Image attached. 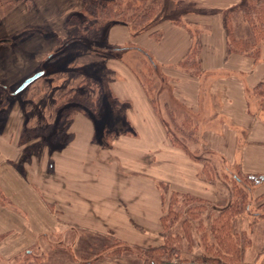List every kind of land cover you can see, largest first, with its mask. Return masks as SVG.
I'll return each mask as SVG.
<instances>
[{"label": "crops", "instance_id": "crops-1", "mask_svg": "<svg viewBox=\"0 0 264 264\" xmlns=\"http://www.w3.org/2000/svg\"><path fill=\"white\" fill-rule=\"evenodd\" d=\"M245 1L166 0L165 12L176 9L178 18L165 19L163 12L154 27L135 33L143 35L137 42L130 40L129 26L109 27L106 40L122 46L116 53L128 64L114 59L109 68L116 78L101 125L89 110L77 113L64 136L50 135L58 138L55 145L48 130L24 129V108L10 111L0 126L1 258L51 234L69 241L71 234L87 232L136 246L160 244L162 185L212 202L221 201L222 182L203 177L205 164L219 173L240 167L264 177L256 164L264 161L257 147L259 123L248 104L250 90L264 82V46L259 63L227 48V13ZM31 2L34 10L21 5L5 21L4 39L27 26L63 27L83 8L81 0ZM196 39L200 75L181 66ZM133 52L155 62L160 87L154 97L137 72L140 58L130 59ZM25 133L31 139H23Z\"/></svg>", "mask_w": 264, "mask_h": 264}, {"label": "rangeland", "instance_id": "rangeland-1", "mask_svg": "<svg viewBox=\"0 0 264 264\" xmlns=\"http://www.w3.org/2000/svg\"><path fill=\"white\" fill-rule=\"evenodd\" d=\"M13 1L0 0V126L8 121L10 111L19 106L24 108L29 116V118L27 117L29 124L24 129L27 131L28 129H46L49 133L47 139H53V143L57 145L59 143L57 137L64 136L74 115L77 113L85 114L83 111H86L87 108L93 112L99 125L103 124L102 115L105 112L103 111L105 109L103 102H105L106 97L110 96L108 87L116 78L115 74L110 71L112 69L109 68L114 59L122 61L121 55L116 53V50L122 49V46L116 47L117 45L106 40L108 28L112 25L115 26V24L102 27L97 33L92 32L91 35H82L78 33V26L67 25L71 16L63 27L27 26L4 39L2 37L5 33L4 23L19 6L28 4L30 10L35 9L30 8L31 6L26 0H17L16 4ZM176 12V9L167 10L163 18L177 19L178 13ZM156 23L157 20L151 27H154ZM239 23L238 21L237 25ZM159 24L160 22L157 26ZM127 29L131 41L137 42L136 39L143 36L135 35L130 27ZM238 32L240 36H245L248 34V29L241 25ZM142 39L139 40V44L147 45L146 41ZM128 47L126 46V48ZM131 57L130 59L137 61L140 58L134 52ZM122 62L128 64L127 61ZM150 64L156 70L155 62L148 63L140 58L137 72L142 73L143 77H141L148 87H151L154 97L156 96L155 89L160 87V82L154 81L156 73ZM37 73H43V75L25 90L17 93L23 83ZM158 76L160 79V74ZM74 91L81 93L79 98L82 101L80 105L78 104L81 109L72 110L69 106L63 107L60 104L62 98L68 97V94ZM252 115L256 116L259 123V140L258 146H256L261 158L264 159V111L261 109V104H255L253 100ZM56 131L60 133H57V137H52ZM25 134L23 139H31L29 133ZM193 155L197 156L195 153ZM259 161L256 164L264 169V161ZM246 171L252 170L246 169ZM246 171L240 167L227 168V166L220 170V173L213 170V173L216 172L221 178L220 188L223 192L220 195L221 201L209 202L194 196L181 195L169 186L162 185L163 218L169 215L171 206L176 210L178 216L168 230L164 229L162 223L160 244L136 246L120 241L113 236L106 239L99 234L96 236L87 232H79L80 234L75 235L76 237L71 234L69 241L63 236L59 238L51 234L50 238L44 239L43 243L33 244L25 250L22 249L16 252L12 258L3 259L0 256V264H160L154 255L161 251L158 249L166 250L167 244H172L173 247H169L175 248L177 251L176 254H171L173 262L189 263L208 259L210 257L207 253V245L218 247V243L214 239L219 236L218 233L213 234L210 227L213 225V221L220 216V212L228 208L233 202V186L248 187V184L244 182L238 185L234 179L237 175L250 174ZM203 174V177L206 178L204 170ZM213 176L210 174L211 181ZM258 176L260 175L258 174ZM249 192L250 195H248V202L243 209L244 211L239 216L229 220V227L234 240L243 237L244 243L248 245L244 246L242 250L241 248L234 249L231 253L239 256L241 263L264 264V183L252 188ZM191 197L202 201L205 204V209L204 211L200 210L199 219L189 218L190 222L185 224L184 218H188L187 209L199 205L198 202H191L189 200ZM169 234L170 237H168ZM231 262H235V260Z\"/></svg>", "mask_w": 264, "mask_h": 264}, {"label": "trees", "instance_id": "trees-1", "mask_svg": "<svg viewBox=\"0 0 264 264\" xmlns=\"http://www.w3.org/2000/svg\"><path fill=\"white\" fill-rule=\"evenodd\" d=\"M165 1L166 0H82V12L72 16L68 20L67 25L78 26V33L82 35H91L92 32L97 33L99 29H102V27H108L112 23H123L129 26L133 32L138 33L149 28L151 24L156 21L163 12H165ZM26 2H28L31 7L33 6L30 0H26ZM229 11L230 12H228L226 16L225 26L228 52L245 55L253 58L255 62H259L261 60V49L264 46V0H246L243 5H240L235 9ZM238 21L240 23L237 25ZM241 25L245 26L246 29H248V34L245 36L239 35L238 30ZM200 51L201 43L199 39H196L192 50L185 58V60L181 63V66L192 70L193 74L195 75L201 74ZM150 67L153 69L151 65ZM148 78H150V76H148ZM147 81H149V79H147ZM68 97L62 98L63 100H61L62 103L60 104H62L63 107L69 106L72 110L81 109L79 105L81 104L82 100L79 98L81 97V93L79 91H74L73 93L68 94ZM252 100L255 102V104H261V109L262 111H264V82L258 84L257 87H255L251 90V92L248 93L249 111L251 113ZM62 106L61 108H63ZM87 110L92 112L89 108H87ZM87 110L83 112L89 115V111ZM62 111L65 114V110L63 109ZM92 116H94L93 112ZM188 123L189 125H192L191 122ZM183 126L185 127L186 123H184ZM188 136V138L193 141L196 139L193 133H189ZM172 140L176 146L185 149L184 146L181 145V143L175 141L174 139ZM203 167L204 173H206L207 176L206 180L209 183L213 184L218 177L216 172L213 173V170L215 169L206 164ZM210 174L212 176H215L212 177V181L209 178ZM234 179L238 185L244 182L245 184H248V187L246 188V186H242L239 188L237 186H233V202L228 208H225L220 212V216L213 221L214 223L210 227L213 234L218 233L219 235L214 239V241L218 243V247L207 245V253L209 254L210 258H205L200 262H210L213 264L241 263V258H239V256H236L235 253L231 252L237 248H241L242 250L243 247L247 246L248 244L244 243L243 237L235 238L234 240V238L232 237L233 233L231 232V228L229 227V220L239 216V214L244 211L243 209L248 202V195H250L249 191H251V189L254 187L260 186L264 182L262 181L264 177L248 174L245 176L237 175L236 177H234ZM189 200L191 202H198L199 205L187 209L186 215L188 216V218H184L185 224L190 222L189 218H194L195 220L199 219V216L201 214L200 210L204 211L205 209V204H203L202 201H198L194 199V197H191ZM177 216L178 214L176 210L171 206L169 215L162 220L165 230H168L171 227V225L175 222V218ZM170 236L171 235L169 234L168 237ZM167 246L173 247L172 244H167ZM168 247L164 251L163 248L158 249L161 251L157 252L156 255H154V258L158 263H175L172 261L171 254H176L177 251L175 248L171 249L169 247V249ZM239 253L240 252L238 251V254ZM232 260H235V262H231Z\"/></svg>", "mask_w": 264, "mask_h": 264}, {"label": "water", "instance_id": "water-1", "mask_svg": "<svg viewBox=\"0 0 264 264\" xmlns=\"http://www.w3.org/2000/svg\"><path fill=\"white\" fill-rule=\"evenodd\" d=\"M42 75H43V73H37L33 77H31L28 80H26L23 83V85L19 88V90L17 91V93H20L23 90H25L31 83H33L35 80H37L38 78H40ZM160 264H179V263L165 262V263H160Z\"/></svg>", "mask_w": 264, "mask_h": 264}, {"label": "flooded vegetation", "instance_id": "flooded-vegetation-1", "mask_svg": "<svg viewBox=\"0 0 264 264\" xmlns=\"http://www.w3.org/2000/svg\"><path fill=\"white\" fill-rule=\"evenodd\" d=\"M179 264H213V263H210V262H189V263H179ZM240 264H245V263H240Z\"/></svg>", "mask_w": 264, "mask_h": 264}]
</instances>
